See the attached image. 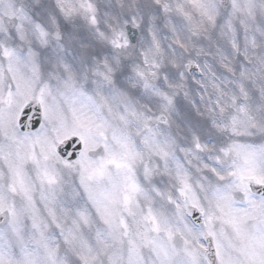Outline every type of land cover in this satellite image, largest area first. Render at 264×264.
<instances>
[{
  "label": "snow or ice",
  "instance_id": "snow-or-ice-1",
  "mask_svg": "<svg viewBox=\"0 0 264 264\" xmlns=\"http://www.w3.org/2000/svg\"><path fill=\"white\" fill-rule=\"evenodd\" d=\"M0 264H264V0H0Z\"/></svg>",
  "mask_w": 264,
  "mask_h": 264
}]
</instances>
